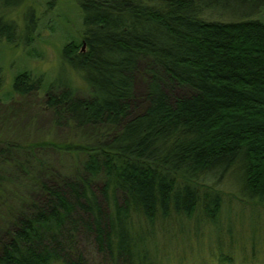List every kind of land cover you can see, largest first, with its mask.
<instances>
[{
	"label": "trees",
	"instance_id": "trees-1",
	"mask_svg": "<svg viewBox=\"0 0 264 264\" xmlns=\"http://www.w3.org/2000/svg\"><path fill=\"white\" fill-rule=\"evenodd\" d=\"M26 1L0 0V44L34 42L33 8L8 18ZM222 1L235 0H77L83 39L62 49V75L18 74L12 93L44 89L55 124L111 133L0 141V264H89L85 244L106 264H208L207 249L215 264H236V250L264 264V230L244 227L249 209L264 229V21L203 18ZM61 153L65 171L46 160Z\"/></svg>",
	"mask_w": 264,
	"mask_h": 264
},
{
	"label": "rangeland",
	"instance_id": "rangeland-1",
	"mask_svg": "<svg viewBox=\"0 0 264 264\" xmlns=\"http://www.w3.org/2000/svg\"><path fill=\"white\" fill-rule=\"evenodd\" d=\"M251 0L243 2L222 1L212 4V9L203 10V18L210 21H241L248 19H259L264 21V0L251 3ZM27 8H33L38 17V30L34 42L26 47L23 45H12L6 42L0 44V68L4 79V87L0 92V141L13 142L17 144H29L32 142H53L57 144H82L93 142L95 138L100 139L99 132H108L106 128L101 130L77 129L73 126L55 124L53 112L46 106L44 89L34 94L20 98L12 93V83L16 76L21 73H30L33 76H44L47 82L58 79L61 73V51L71 41L82 42V12L77 0H27L21 7L11 11L8 18L23 24L24 12ZM144 77L137 76L135 87L136 93L141 100L146 94ZM104 131V132H103ZM68 156L64 153L46 158L50 165L59 167L65 171L70 163ZM3 167V166H0ZM239 166H235L223 180L220 188L229 194H235L240 190ZM238 210L241 211L238 206ZM247 210V221L245 231L260 236L263 227L260 224L263 213H252ZM2 218H0V221ZM264 222H262L263 224ZM238 233L242 232L237 228ZM227 234L226 231H224ZM243 233V232H242ZM221 231H212V235L206 244L213 249ZM222 237V236H221ZM220 237V238H221ZM195 244V241H192ZM211 242V243H210ZM86 256L89 264H106L101 256L97 254L94 247L85 244ZM207 249L199 259L200 262L215 264L217 254ZM240 251L234 253L236 264H243V258L239 256ZM193 259V256H192ZM260 257L257 259L256 264ZM252 261V259H251ZM185 264H188L186 261ZM195 264H198L197 260Z\"/></svg>",
	"mask_w": 264,
	"mask_h": 264
},
{
	"label": "water",
	"instance_id": "water-1",
	"mask_svg": "<svg viewBox=\"0 0 264 264\" xmlns=\"http://www.w3.org/2000/svg\"><path fill=\"white\" fill-rule=\"evenodd\" d=\"M86 49V45L83 46L82 50L84 51Z\"/></svg>",
	"mask_w": 264,
	"mask_h": 264
}]
</instances>
